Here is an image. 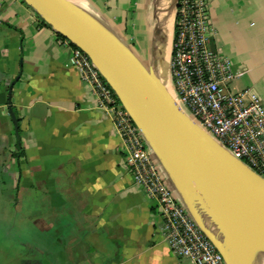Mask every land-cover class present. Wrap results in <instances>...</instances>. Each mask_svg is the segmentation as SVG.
I'll return each mask as SVG.
<instances>
[{
	"label": "crops",
	"instance_id": "1",
	"mask_svg": "<svg viewBox=\"0 0 264 264\" xmlns=\"http://www.w3.org/2000/svg\"><path fill=\"white\" fill-rule=\"evenodd\" d=\"M73 1L172 84L171 0H153L162 48L149 0ZM23 2L0 0V264H194L171 250L158 201L135 183L112 119L69 64L73 45ZM209 14L210 47L238 74L231 91L264 103V0H209Z\"/></svg>",
	"mask_w": 264,
	"mask_h": 264
},
{
	"label": "water",
	"instance_id": "2",
	"mask_svg": "<svg viewBox=\"0 0 264 264\" xmlns=\"http://www.w3.org/2000/svg\"><path fill=\"white\" fill-rule=\"evenodd\" d=\"M22 1L90 57L174 182L186 210L226 264H232L233 256L243 264H255L252 254L264 251V177L197 125L179 105L173 83L165 84L155 66H147L88 9L71 0ZM178 1L171 0L170 5L174 31ZM154 13L157 15L155 8ZM163 33L158 16L154 35L160 37L161 48ZM171 60L172 53L170 75ZM15 81L10 86L8 108L19 140V121L11 103ZM202 216L223 232L228 249L206 230Z\"/></svg>",
	"mask_w": 264,
	"mask_h": 264
},
{
	"label": "built area",
	"instance_id": "3",
	"mask_svg": "<svg viewBox=\"0 0 264 264\" xmlns=\"http://www.w3.org/2000/svg\"><path fill=\"white\" fill-rule=\"evenodd\" d=\"M214 30L209 0H179L171 78L179 105L202 129L252 170L264 174V103L252 89L232 92V61L210 47ZM65 42L72 45L70 41ZM70 66L97 97V108L121 136L126 163L136 184L158 201L171 250L194 264H226L223 255L165 185L154 155L130 115L90 57L72 46Z\"/></svg>",
	"mask_w": 264,
	"mask_h": 264
},
{
	"label": "bare ground",
	"instance_id": "4",
	"mask_svg": "<svg viewBox=\"0 0 264 264\" xmlns=\"http://www.w3.org/2000/svg\"><path fill=\"white\" fill-rule=\"evenodd\" d=\"M71 1L74 2L73 0H71ZM161 1L162 0H160V2ZM74 3L77 4L76 2H74ZM78 6H80V5H78ZM164 83H165V81H164ZM201 221H202L203 226L206 228V230L220 243L222 248L224 250L228 249V244L226 242L224 234L216 226V224H214L212 221L208 220L206 217H203V216L201 217ZM252 260H253V262H255V264H264V251L262 252V250H261L259 252H256V254H253ZM232 264H243V262L241 260H239V257L237 258L236 256H233L232 257Z\"/></svg>",
	"mask_w": 264,
	"mask_h": 264
},
{
	"label": "rangeland",
	"instance_id": "5",
	"mask_svg": "<svg viewBox=\"0 0 264 264\" xmlns=\"http://www.w3.org/2000/svg\"><path fill=\"white\" fill-rule=\"evenodd\" d=\"M149 2L151 3V9H152V11L154 12V1L153 0H149ZM154 23V22H153ZM124 41H126L133 49H135V45H133L132 44V42L131 41H127L126 39H124ZM145 57V56H144ZM144 57H143V60L147 63V64H149V62L147 61V59L145 58L144 59ZM165 84H167V81H165ZM231 87V86H230ZM230 90H231V88H230ZM253 254H256V252L255 253H253ZM252 254V255H253ZM239 260H240V258H239Z\"/></svg>",
	"mask_w": 264,
	"mask_h": 264
},
{
	"label": "trees",
	"instance_id": "6",
	"mask_svg": "<svg viewBox=\"0 0 264 264\" xmlns=\"http://www.w3.org/2000/svg\"><path fill=\"white\" fill-rule=\"evenodd\" d=\"M23 3H25V2H23ZM38 18L40 19V21L42 22V24H44V25H46V26H48V27H50L48 24H46L39 16H38ZM60 38H62V39H65L64 37H62L61 35H58ZM261 175H263V174H261Z\"/></svg>",
	"mask_w": 264,
	"mask_h": 264
}]
</instances>
